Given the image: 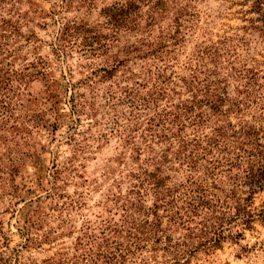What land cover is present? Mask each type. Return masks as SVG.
<instances>
[{
    "label": "rangeland",
    "instance_id": "374dc122",
    "mask_svg": "<svg viewBox=\"0 0 264 264\" xmlns=\"http://www.w3.org/2000/svg\"><path fill=\"white\" fill-rule=\"evenodd\" d=\"M263 152L264 0H0V264H264Z\"/></svg>",
    "mask_w": 264,
    "mask_h": 264
},
{
    "label": "trees",
    "instance_id": "16d2710c",
    "mask_svg": "<svg viewBox=\"0 0 264 264\" xmlns=\"http://www.w3.org/2000/svg\"><path fill=\"white\" fill-rule=\"evenodd\" d=\"M161 4H165V2L164 1L159 2V5H161ZM128 7H129V9H123L122 8L120 11V14H118V16L128 17V13L130 16H133L135 13V10L139 9L137 4L133 1L128 2L127 8ZM214 109H218V106L215 105ZM251 156H256V155L251 154ZM258 157H262L261 158L262 160L259 161L258 164L252 165V167H250V170L247 171V174L245 176V178H246L245 184L247 185V188L249 189V191L247 192L248 197L243 198V199L241 197H238V199L240 201L239 205L241 206V209H239L238 212L245 215V217H246L245 224L247 226H251L253 224V222L257 219L261 220L262 224L264 225V202L261 205V207H262L261 210L259 211L258 214H256L257 218L250 211H248V207L251 206V205H249V203H252V201L254 199V195L257 193H260V192H264V155L262 156L261 154H258ZM241 200H243L244 203ZM204 204L209 205L208 202H205L204 200H202L201 205H204Z\"/></svg>",
    "mask_w": 264,
    "mask_h": 264
}]
</instances>
